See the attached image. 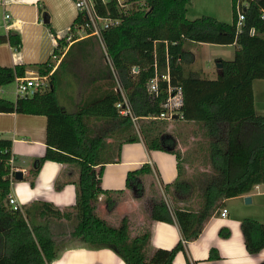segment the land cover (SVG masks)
Masks as SVG:
<instances>
[{
  "label": "trees",
  "instance_id": "trees-1",
  "mask_svg": "<svg viewBox=\"0 0 264 264\" xmlns=\"http://www.w3.org/2000/svg\"><path fill=\"white\" fill-rule=\"evenodd\" d=\"M131 1H141L142 5L136 4L126 12H119L113 2L108 6L98 4L97 11L101 16L121 19L118 25L103 29L100 38L93 35L78 38L74 26L82 23L84 17L77 14L69 28L73 31L69 40L67 34L56 37L45 8L38 6L39 18L57 41L47 60L37 65L41 75L52 71L49 87L31 96H14L12 99L0 96V112L46 117L45 154L33 160L28 171L29 183L33 184L46 160L74 164L77 166L72 181L75 203L59 208L50 202L33 201L13 209L8 196L14 178L10 180L9 173L11 167H18L19 163L12 154L11 140L0 138V264H51L69 249H59L52 223L72 222L69 223L71 228L61 234L67 233L80 247L109 248L126 264H173L177 251H185L186 242L199 236L208 214L185 209L172 212L167 205L154 203L152 217L175 221L181 239L171 249L157 248L146 259V237L129 243L123 232L125 221L121 233L117 231L115 237L98 236L89 222L90 200L108 192L96 181L97 173L93 168L96 143L81 133V130H87L80 129V120L83 116L130 118L120 115L116 107L123 96L132 115L144 118L156 116L164 110L168 86L180 87L182 105L177 113L183 120L224 122L227 125V171L223 195L227 198L243 195L249 193L255 184L264 182V115L255 112L252 91L253 80L264 79V0H239L247 3L239 28L235 10L238 0H231L232 20L228 23L212 16L186 18V5L190 0ZM1 42H7L13 49L21 46L18 32L0 35ZM193 43L234 44L236 48L231 59H217L221 63L217 74L206 78L201 69L193 67V55L185 48ZM53 54L61 56L54 69ZM84 65L85 77H81L77 70ZM135 67L137 71L133 72ZM155 75L158 90L153 96L147 91V83ZM16 76H25L24 65L0 66V87L13 83ZM67 76L83 85L76 102L69 97L67 105L74 104L72 110L60 103L57 96ZM153 145L150 140L149 146ZM11 158L12 164L9 163ZM106 200L111 203L107 196ZM241 229L248 253H256L264 247V223L244 218ZM219 234L228 233L221 229ZM217 257L216 251L211 249L209 258Z\"/></svg>",
  "mask_w": 264,
  "mask_h": 264
},
{
  "label": "crops",
  "instance_id": "crops-1",
  "mask_svg": "<svg viewBox=\"0 0 264 264\" xmlns=\"http://www.w3.org/2000/svg\"><path fill=\"white\" fill-rule=\"evenodd\" d=\"M0 4L3 9L0 35H6L10 31L22 35L20 31L27 22L21 16L31 7L36 12L38 21L39 5L44 8L56 5L61 11L68 12L70 24L67 30H53L58 38L67 34L77 15L72 0H1ZM5 13L10 15L8 21L4 19ZM48 32L50 45H53L52 52L57 41L51 31ZM195 44L202 47L209 45L233 47L234 50L236 48L234 44ZM21 48L22 40L19 49L1 42L0 66L24 65L25 76L39 74L37 65L45 62L51 52L44 61L31 62L25 61ZM189 51L195 61L196 52L192 49ZM219 58L229 57L222 55L216 57V60ZM196 68L201 69L206 78L217 74L215 72L213 76H207L208 71L198 65ZM258 86H255L253 80L254 109L257 114L264 115V103L261 105L257 102L259 98H264V88L259 86V89ZM257 103L261 112L257 111ZM98 119L112 122L111 127L107 128L110 130L101 136L93 132L96 130L94 123ZM125 119L83 116L80 120V129L87 130H81V133L87 134L96 143V161L93 163L97 173L96 181L99 187L108 192L89 202L88 220L97 235L115 237L117 231L118 234L121 233L122 223L125 221L123 232L129 243L136 238L146 237V259L157 248L171 249L181 239L177 223L156 220L151 215L154 203L165 204L172 212L175 209H185L208 214L199 236L186 242L185 251H177L173 264H188L193 261L200 264H259L264 261V247L253 254L247 252L241 229L244 218L264 223V182L255 184L249 193L243 195L228 198L223 195L227 171V125L224 122L186 121L176 114L169 122L174 130L170 132L166 128V131L152 132L150 140L154 145L150 147L146 135L139 132L135 125L139 120L149 118ZM46 124V117L41 114L0 112V138L11 140L12 154L19 163L15 169L22 172L21 179L14 178L11 181L10 195L20 206L33 201H46L59 208L69 207L75 203V185L72 181L77 174L76 165L46 160L39 168L32 185L28 180L33 160L45 154ZM114 124L116 127L113 131ZM222 124L225 130L221 133L218 127ZM133 127L137 130L136 133ZM111 131L116 132L117 138L111 139L115 142L109 140ZM151 195L154 202L148 204L146 198ZM106 196L110 198V204ZM246 197L250 198L249 202L245 201ZM223 207L227 209L224 217L220 216ZM136 216L138 220L133 218ZM141 220L145 224L141 225ZM69 223L60 224L69 227L72 222ZM221 229L228 234L220 235ZM61 231V238L69 237L67 233L61 234ZM74 242L76 245L66 246L69 249H65L51 264H126L109 248L80 247L77 241ZM211 249L218 254L216 259L209 258Z\"/></svg>",
  "mask_w": 264,
  "mask_h": 264
},
{
  "label": "rangeland",
  "instance_id": "rangeland-1",
  "mask_svg": "<svg viewBox=\"0 0 264 264\" xmlns=\"http://www.w3.org/2000/svg\"><path fill=\"white\" fill-rule=\"evenodd\" d=\"M32 8V7H31ZM29 9V11H26L24 15H22V19H24L27 24L23 27L22 35H20V39L22 40V54L25 61H31V62H40L44 61L46 57L51 52V49L53 45H50V36H49V29L45 24H43L42 19L38 21L36 12H34L33 9ZM45 10L49 16V21L51 24V27L54 31H60L64 30L65 32L67 30V27L69 26L70 22V16L68 15V12L61 11L56 5L50 6L48 8L45 6ZM76 10V8H75ZM77 13V10H76ZM2 14L3 9L2 5L0 4V27L3 26L2 21ZM42 15V14H41ZM186 18L188 19H194L201 16H212L216 19L222 21V22H231L232 20V12H231V0H190L189 3L186 5ZM185 48L188 50L192 49L196 52L197 58L195 61H192V65L194 68L202 67L204 70L208 71V75H214L215 72H218V67L216 66L217 60L216 57L224 55L225 57H229L228 59H231L233 57V47H219V46H199L196 44H188L185 45ZM51 59L54 60V58L51 57ZM83 69L85 70V65L82 66V68H79L77 70V74H79L81 77H85V72H83ZM255 86L259 85L261 88H264V79H255ZM82 82H78L75 79L72 78V76L65 77V81L62 83V85L59 87L57 91L58 100L60 103H63L65 105L68 104L69 97L73 98V102H76L81 94L83 85ZM258 86L259 89H261ZM0 95L4 97H8L10 99L14 98V82L2 87L0 90ZM259 93V92H258ZM261 95H259L260 97ZM259 104L264 103V98H259L257 100ZM257 103V111L261 112L262 109ZM262 105V104H261ZM74 104L71 106L67 105L69 110L73 109ZM264 107V106H262ZM97 123H94V127L96 130L93 132L97 136H101L104 132H107L110 129H107L108 127H111V121H106L105 119H98ZM172 120V119H171ZM170 120H154V119H145V120H139V122H136L135 125L138 128L139 132H142V134H145L147 140L150 142V134L166 131V128L169 129L171 132L174 130L169 125ZM139 124V125H138ZM93 125V124H92ZM170 126V127H169ZM116 127V124L113 125V131ZM219 132H223L225 130V126L219 125L218 127ZM93 130V129H92ZM134 132L136 133L137 130L133 127ZM111 131L109 140L110 142H115L111 140L112 138H117L116 132ZM116 136V137H115ZM144 137V136H143ZM108 140V138H106ZM150 195V194H149ZM147 203L151 204L154 202L153 196H149L146 198ZM149 207V205H148ZM135 220L137 219L133 217ZM141 225L145 222L143 220L140 221ZM52 230L55 233V239L56 244L58 245L59 249L65 248L66 244L67 246H74L76 245L74 240L71 237H63L61 238V235H59L60 230L64 231V229H70L71 226L67 227V225H61V224H51ZM136 225V223H134ZM133 225V226H134ZM138 225V224H137Z\"/></svg>",
  "mask_w": 264,
  "mask_h": 264
},
{
  "label": "built area",
  "instance_id": "built-area-1",
  "mask_svg": "<svg viewBox=\"0 0 264 264\" xmlns=\"http://www.w3.org/2000/svg\"><path fill=\"white\" fill-rule=\"evenodd\" d=\"M77 14H81L84 17V21L80 24L74 26V33L78 38H82L88 35L97 36L100 38L101 31L103 29L109 28L111 26H116L121 22L119 18H113L108 15L101 16L97 11L98 4L108 6V3L113 2L117 11L126 12L128 8L133 5H142L141 1H131V0H72ZM247 5L246 2L237 1L235 5V10L237 13L236 26L239 28L244 19L243 8ZM10 15L5 13L4 19L9 20ZM7 26V25H6ZM5 26V27H6ZM90 32V33H89ZM253 32V30H251ZM73 31L70 29L67 31V39H70ZM52 58L55 60L53 69L56 67L60 61L61 56L56 54L52 55ZM52 69V70H53ZM133 72L137 71V68H132ZM52 72V71H51ZM33 74L28 76H16L14 79V91L13 94L15 97L31 96L36 91H42L49 87V75ZM163 78L168 79L167 76ZM158 90V80L157 76H153L147 83V91L151 95H156ZM1 92V91H0ZM167 98L163 104L164 110L156 116H147L144 118L155 119V120H171L176 114L177 110L182 105V91L180 87H175L174 89L171 86H168ZM118 113L122 116H129L132 120L138 119L133 116L128 104L127 99L123 96L122 100L116 103ZM13 159H9V163L12 164ZM17 169L11 167L9 178L12 180L14 178V172ZM257 188V185L255 186ZM8 203L12 206L13 209L20 208V205L16 202L15 198L9 194ZM227 214V209L223 207L220 211V216L224 217ZM188 264H197L195 261Z\"/></svg>",
  "mask_w": 264,
  "mask_h": 264
},
{
  "label": "water",
  "instance_id": "water-1",
  "mask_svg": "<svg viewBox=\"0 0 264 264\" xmlns=\"http://www.w3.org/2000/svg\"><path fill=\"white\" fill-rule=\"evenodd\" d=\"M1 1V0H0ZM216 66L219 68L220 66H221V63H216ZM14 178L15 179H21L22 178V172H21V170H16L15 172H14ZM245 201H247V202H249L250 201V198L249 197H246L245 198Z\"/></svg>",
  "mask_w": 264,
  "mask_h": 264
}]
</instances>
